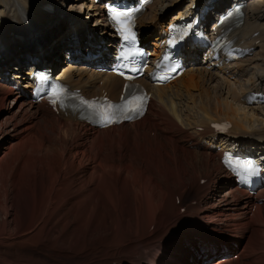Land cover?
I'll return each mask as SVG.
<instances>
[{
  "label": "bare ground",
  "instance_id": "obj_1",
  "mask_svg": "<svg viewBox=\"0 0 264 264\" xmlns=\"http://www.w3.org/2000/svg\"><path fill=\"white\" fill-rule=\"evenodd\" d=\"M61 1L75 9H64L68 17L46 13L48 0H0V239H13L0 241V259L3 246L39 235L77 255L100 253L94 264H141L156 249L167 252V264H264V185L254 194L237 189L218 163L228 146L255 157L260 152L264 163V0H244L245 22L235 36L244 51L238 60L210 65L206 55L185 53V71L169 84L139 79L151 93L148 116L102 130L30 102L25 89L14 87L20 81L24 88L29 72L7 65L22 64L29 53L54 66L71 36L59 37L69 19L79 47L99 45L95 33L106 52L112 35L103 0ZM203 1L152 0L136 21L140 40L156 52L166 27ZM226 1L213 4L221 8ZM16 5L27 9L33 24H10ZM172 9L177 12L167 19ZM98 19L103 28L97 32ZM12 30L18 33L9 35ZM57 75L89 96L106 91L116 99L121 87L118 76L83 62L66 64ZM249 93L262 101L245 107L240 98ZM225 120L229 132L215 141L208 125ZM186 186L195 201L180 213Z\"/></svg>",
  "mask_w": 264,
  "mask_h": 264
},
{
  "label": "rangeland",
  "instance_id": "obj_2",
  "mask_svg": "<svg viewBox=\"0 0 264 264\" xmlns=\"http://www.w3.org/2000/svg\"><path fill=\"white\" fill-rule=\"evenodd\" d=\"M85 11H87V10H85ZM176 12H177V10L172 9V10H170V12H168V14L165 15V17L167 19H170V16L174 15ZM98 21H100V20L98 19L97 22ZM101 23L102 22H98V24H95V29H97V32H98V29L100 31L103 28L101 26L102 25ZM143 33L146 36V35H148V33L151 34L152 31L148 29V30H145ZM66 37H68V36H66ZM95 37L97 39L101 40L100 36H95ZM62 67H64V65H62ZM62 67H60L59 69L61 70ZM6 102H7L6 103L7 106H11L10 104L12 102L10 103V99ZM235 105H237L239 107L241 106L238 104H235ZM249 106H252V105H245V107H249ZM255 107H257V106H253L252 108H255ZM153 134H154V132H151V135H153ZM150 137H153V136H150ZM259 154H260V152H259ZM259 154H257V155L259 156ZM194 187L195 186H193V188ZM0 188H1V186H0ZM185 188L186 189L188 188V189H187V192H185L183 194V196L181 195V198H183V200L181 202L182 206H183V202H191L192 199L195 197L193 191L190 190V189H192L190 186H186ZM216 191H218L220 195L222 194L221 190L216 189ZM0 192H1V190H0ZM185 210L186 209L184 208L183 212ZM128 214L129 213L127 212V215ZM2 218L4 219V214H2V212H0V223H1ZM193 220H198V219L196 217L195 218H185L183 220L185 222L183 226H185L186 223L188 226H190L189 224H191V222ZM192 223H194V222H192ZM150 228H152V227H150ZM179 230L180 229L176 230L175 232L173 231L170 235H172L174 237L177 236V232ZM194 231L198 232V229L194 228ZM201 232L202 231H200V233ZM38 238H41V240ZM38 238H37L38 240L37 239L35 240V238L33 240H31V243L30 242L29 243H21V244H16L15 246L14 245L13 246H8V245L3 246L4 249H2L3 251L1 253V255L3 257L0 260L2 262H5V263H15L16 262V263H20V264H80L83 262L84 263L87 262L86 264H94V262H96V263L101 262V259H100L101 254L100 253H96L94 251L93 252L92 251H85L83 253H78V255H77L76 253H73V250L70 248H65V247L60 248L58 246L60 244L57 241H55L53 238H52L53 240L51 239L52 242H50L48 240H44V239L42 240L43 237L42 236L39 237V235H38ZM3 239H4V241H2ZM0 241L2 243H5V244L13 243V239H10V238H8V239L7 238H1ZM142 241L144 243L148 242L147 239H144ZM155 241L157 242V240H154L153 244L156 243ZM143 251L148 252L146 249L145 250L143 249ZM74 254H76V255H74ZM187 264H189V263H187Z\"/></svg>",
  "mask_w": 264,
  "mask_h": 264
},
{
  "label": "snow or ice",
  "instance_id": "obj_3",
  "mask_svg": "<svg viewBox=\"0 0 264 264\" xmlns=\"http://www.w3.org/2000/svg\"><path fill=\"white\" fill-rule=\"evenodd\" d=\"M112 19L120 26L119 30L123 34V38L126 41L134 40V34L130 31L132 27V21L129 13H113ZM123 75V73H120ZM131 79V77H127ZM143 97H134L133 100H128L123 105H112L110 102L105 101H83V103L87 104L88 107L97 109L98 114L102 116V121L105 125L109 123L119 122L117 118V113H128L134 112L139 113L140 109L143 107ZM125 118H130L125 115ZM226 164L230 167H234L236 169L242 170V172L247 174H252L255 171L254 165L251 161L240 162L236 161L235 163L231 158L226 160Z\"/></svg>",
  "mask_w": 264,
  "mask_h": 264
}]
</instances>
